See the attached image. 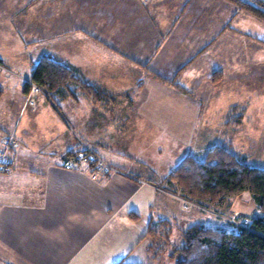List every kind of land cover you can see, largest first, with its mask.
I'll list each match as a JSON object with an SVG mask.
<instances>
[{
	"label": "crops",
	"instance_id": "obj_1",
	"mask_svg": "<svg viewBox=\"0 0 264 264\" xmlns=\"http://www.w3.org/2000/svg\"><path fill=\"white\" fill-rule=\"evenodd\" d=\"M258 29L228 0H0V149L17 138L0 172V264H145L157 182L178 198L169 174L192 149L226 145L209 134L237 124L239 104L224 115L210 91L264 65ZM47 54L106 96L32 97ZM82 141L122 172L67 169Z\"/></svg>",
	"mask_w": 264,
	"mask_h": 264
},
{
	"label": "trees",
	"instance_id": "obj_2",
	"mask_svg": "<svg viewBox=\"0 0 264 264\" xmlns=\"http://www.w3.org/2000/svg\"><path fill=\"white\" fill-rule=\"evenodd\" d=\"M228 1L264 20V0ZM0 64L4 66L1 58ZM153 74L161 79L155 72ZM30 76L50 96L57 93L64 98L77 99L83 91L92 100L98 101L108 93L84 79L77 70L53 54L44 55L32 68ZM173 84L186 91L179 83L173 81ZM1 88L0 97L4 93ZM78 154H71L70 158ZM167 181L168 184L175 183L183 197L207 209L222 207L230 198L243 192H250L260 209L259 215L240 214L236 217L238 220L249 219V228L235 227L230 222V227L211 226L200 221L189 223L181 229V246L172 248L170 256L173 264H264V168L250 167L239 155L221 144L209 149L204 160L193 155L186 156ZM132 217L138 218L139 215L132 213ZM161 221L169 226L166 231L169 242L173 227L169 220ZM148 232L150 252L154 258L160 257L161 239L157 238L154 227Z\"/></svg>",
	"mask_w": 264,
	"mask_h": 264
},
{
	"label": "rangeland",
	"instance_id": "obj_3",
	"mask_svg": "<svg viewBox=\"0 0 264 264\" xmlns=\"http://www.w3.org/2000/svg\"><path fill=\"white\" fill-rule=\"evenodd\" d=\"M256 33L257 35L262 34L264 37L263 32L259 29ZM258 52L256 53L257 55H259ZM260 56H264V53ZM252 73L254 75L250 77L247 75L238 76L236 79L241 82L239 85L225 84L224 86L214 87L215 89L210 91L213 98L215 97V94L221 96L219 101H216L220 105L218 112L224 108V115L230 105L238 103L239 109L236 111L238 117L233 120L239 119L240 121H236L237 124H230L229 127L221 125L217 129H214L216 132H212L209 135L210 138L216 139L215 143L217 142V144L226 143L227 148L239 155V157L242 158L245 163L250 165V167L264 168V65L261 64L260 66H257ZM221 75V72H216V74L212 76L211 82L216 84ZM153 76L156 75L153 74ZM178 85L181 84L179 83ZM181 86L186 89V92H188V89L185 86ZM31 96L33 97L34 95ZM30 103H34V101L30 100ZM212 113L217 119H219L220 113ZM221 120H223L222 117L220 121ZM214 127H217V125ZM208 144L209 143L206 145ZM196 149H192L191 153L198 159L204 160L206 150L202 148H200V150ZM165 181L157 182V186L160 188L159 192L157 191L158 196L156 197L157 199L154 206V214L156 215V222H154V224L157 225H154V228L158 233L157 238L161 239L162 242V244L159 245L160 257L154 258L152 252H150L151 256L144 260L145 264H173V260L170 256L172 248L174 246H181V229L185 228L189 223L191 224L195 221H200L201 223L204 222L211 226L230 227V224L232 223L228 224V218L235 220L237 219L236 217L242 213L250 216L260 214L259 206L257 205V202L254 201L250 192H243L235 195L230 198L228 200L229 202H226L224 206L217 207L213 210L200 208L197 203L191 199L183 197L181 194L179 195V193L176 194L178 195V198H173L171 194L172 191L170 192L169 190L170 187H167V189L164 188L167 186V182ZM143 183L146 184L147 182ZM184 200H188L192 203L191 209L183 208L185 205ZM158 218H161L162 220L168 219L171 222L173 234H171V240H169V242L166 239V234H168L166 231L169 226L167 223L164 224L161 220L157 221Z\"/></svg>",
	"mask_w": 264,
	"mask_h": 264
},
{
	"label": "built area",
	"instance_id": "obj_4",
	"mask_svg": "<svg viewBox=\"0 0 264 264\" xmlns=\"http://www.w3.org/2000/svg\"><path fill=\"white\" fill-rule=\"evenodd\" d=\"M0 66L3 68L0 64ZM27 82L31 86L30 95H36L39 92L42 91V88L39 87L36 83H34L31 79H28ZM33 93V94H32ZM33 101V100H31ZM16 143V138L14 135H10L8 140L5 142V146L0 149V172H7L10 169H13L14 166V157L11 153V147ZM82 147L84 150L80 152L76 157L74 158H68L65 161V167L67 169H73L77 168L80 164H92L94 165L95 169L99 172H110V171H116V172H122L115 166L111 165L106 161L97 151H95L93 148L89 147L85 142H81ZM184 206L185 209H191L192 203L188 200H184ZM198 205V204H197ZM200 208H204L200 205H198ZM228 221L232 224H234L235 227H250L251 221L248 219H230L228 218Z\"/></svg>",
	"mask_w": 264,
	"mask_h": 264
}]
</instances>
